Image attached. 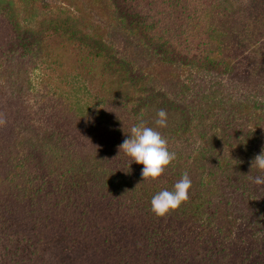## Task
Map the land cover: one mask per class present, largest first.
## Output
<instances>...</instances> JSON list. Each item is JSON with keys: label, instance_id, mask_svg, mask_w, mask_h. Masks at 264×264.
Listing matches in <instances>:
<instances>
[{"label": "rangeland", "instance_id": "374dc122", "mask_svg": "<svg viewBox=\"0 0 264 264\" xmlns=\"http://www.w3.org/2000/svg\"><path fill=\"white\" fill-rule=\"evenodd\" d=\"M10 1L13 12L7 3L0 4V264H152L148 255L157 250L174 264H242L244 259L248 264H264V186L253 183L260 173L251 168L264 151V0ZM118 6L150 17L155 25L151 35L166 42L165 48L171 45L183 59L202 60L208 55L216 60L218 71L192 75L194 93L216 83L228 98L246 104L235 117L226 103L216 117L229 143L222 149L229 160L221 167L208 159L210 148L196 140L197 133H189L192 137L168 142L176 159L157 180L146 181L143 166L131 163L120 151L125 139L116 132V123L107 125L92 112L67 115L58 101L49 98L55 110L38 115L42 103L34 117L36 124L31 121L27 73L34 67L41 69L36 74L46 72L39 86L42 92L52 87L54 91L60 81L75 87L68 77L74 75L94 94L86 99L90 110L108 109L99 100L110 97L96 62L86 59L85 50H78L79 41H67L69 37L53 25L76 24L86 37L111 45L122 64L141 70L143 78L147 75V87L162 88L169 75L177 72L149 61L146 45L133 41L126 27L116 23ZM13 23L22 27L24 39L31 36L25 30L47 27L48 44L40 50L27 47L15 34ZM181 71L188 73L187 68ZM110 107L107 119H118L129 129L127 108L119 103ZM156 113L145 117L153 127ZM166 129L158 130L164 134ZM174 162L188 173L191 186L207 196L214 211L219 205L222 216L228 214L227 219L220 216L227 242L206 244L184 235L159 245L147 227L148 214L129 196L113 199L115 191L108 189L112 181H120L126 189L141 180L143 185H163L173 173ZM230 211L246 223L247 230L229 225ZM178 217L171 212L159 217L157 225L170 230L179 226ZM18 242L27 243L31 251L19 253Z\"/></svg>", "mask_w": 264, "mask_h": 264}, {"label": "trees", "instance_id": "16d2710c", "mask_svg": "<svg viewBox=\"0 0 264 264\" xmlns=\"http://www.w3.org/2000/svg\"><path fill=\"white\" fill-rule=\"evenodd\" d=\"M2 1H0V4L7 3L10 11L13 12L14 3L10 0H7V2ZM114 17L116 23H121L126 27L129 38H133V41H137L138 39L141 40V42L146 45V49L150 50L149 61L152 59L155 63L154 65H165V67L170 68L171 71L177 70V72L173 71L169 75L164 81V87L157 89L152 87L151 84L147 87L145 84V82L148 81L147 75L143 78L139 75L141 70L138 72L137 69L133 67L128 68L122 64L119 57L120 55L110 47L111 45L109 46V44L93 37H86L82 32V29L79 27L76 28V24L75 26L68 25V28L67 25H53L55 31L59 33L61 32L63 35L70 38L66 37L65 39L67 41L72 40L74 44L79 41L80 44L75 45L78 50H85L88 53L86 59L96 62L98 67L97 74L104 82V85L107 88V93L110 97L109 101H105L104 98H100L99 100H102L103 105L106 102L105 106H107L106 108L108 109L107 111L104 109L95 111L93 108V111H91V107L86 99L94 94H90V87L85 83H80L74 75H68V77H71L74 80L73 83L75 87H69V85H65L64 82L60 81V86L56 85L54 91L52 87V89H47V92H42L41 89H39V86H41L45 77H47L46 72H43L42 76L36 74V71L41 69L34 67L27 73V89L29 95L26 99L31 121L36 124L34 117L39 113V105L42 103L44 104V108L40 110V114L38 115L44 113L48 114L49 110H55V104L51 107V103L49 104V101L47 100L49 98L51 102L58 101L60 103V109H62L67 115L81 116L92 112L93 114H96L95 119L101 120L107 125L110 123H116V132L122 140L127 138L131 127L129 129H124L118 119L108 120L107 118L112 114V112H109L111 109L110 106L115 105L116 103L124 105L127 108V117L131 120L132 125L143 120L151 127H153L151 122L146 120L145 117L151 111L157 112L158 110L163 109L166 111L168 120L170 121L166 131L162 134L164 135V138L168 142H171L178 138L182 139L183 137L190 136L189 133H197L198 139H195L199 141L200 144L208 145L210 148L207 151L208 159L212 158L211 161L216 162L217 165L221 167L222 164L229 160V158L222 154V149L228 146L229 143L223 125L217 123L216 117L223 113L222 110L226 103L229 105L230 109L234 111L233 115L235 117H237L240 110H245L244 106L246 104L234 100L232 97L228 98L227 95L223 94L222 89H217L215 87L216 83H213L211 89L209 86L197 93H194L191 88V77L193 74L197 71L205 70L218 71L219 64L216 63V60L213 59L212 56L208 55H204L202 60L196 59L198 57L185 60L179 53L174 52L171 45H168V47L165 48L164 46H167L166 42L162 39L161 41L158 38L155 39V37L151 35L152 30L155 27L152 19L148 16L141 15L140 12H130L127 9L118 6ZM15 24V34L19 36L24 43L26 42L27 47H35L40 50L42 46L44 47L48 44V37L45 31L47 27L44 29L43 26H41L36 30L32 28L25 30L26 33H30L31 36H28V39H24L21 35L22 27L18 23ZM158 43V47H152V45ZM136 45L142 46L141 43H136ZM50 52L49 49L48 54ZM183 68L188 69L187 74L181 71ZM226 70L227 69L224 67V72H226ZM141 73L143 72L141 71ZM76 77L79 78L80 75L76 74ZM215 91L221 93V96ZM225 98L227 101L224 102ZM247 101L248 100H246L245 103H247ZM253 107H255V105H253ZM39 126L41 130L43 126L41 124H39ZM250 134L251 137L256 136L254 133L250 132ZM237 135L241 136V133L238 132ZM211 144L213 145L211 146ZM169 150L171 149L169 148ZM220 167L218 169H220ZM172 169H174L173 173L165 180L163 185L159 183L143 185L141 180V184L131 183L133 185L130 184V188L126 189L127 185L115 180L108 184V189L110 188L115 191L112 194L113 199L114 197L126 198L129 196L131 197V203L139 205L146 214H148L147 227L152 229V234L154 238L159 241V245H168L170 244V238L178 237V240L184 235L186 237L192 235L194 240L197 239L204 241L203 243L206 244H214L219 241L227 242L228 237H226L224 231L222 232L220 216L227 219L228 214L222 216V210H220L221 208L219 205H217V207L220 209L216 207V211H214L211 205L212 203L207 199V196L192 186L189 190L187 201L179 208L172 211L179 214V226H173L169 230L163 229L161 226L157 225L158 217L151 212L150 202L152 197L159 191L163 189L171 190L173 185L181 178V175L183 174V172H181L182 167L174 162ZM226 176L230 177L227 173ZM250 202L252 203V201ZM229 214L232 217V222L229 224L230 226L238 230H247V225L242 219H239L236 216L234 217L231 211ZM237 225H239V227H237ZM249 238L255 239L252 236ZM173 244L174 243H172V245ZM155 246L157 248L159 247L157 245ZM17 250L23 255H26L31 251L29 245L25 242H18ZM148 256L150 260H152V264L175 263L173 259L170 257L168 258L166 255H162L158 250L154 253H150ZM242 264H248L247 260L244 259Z\"/></svg>", "mask_w": 264, "mask_h": 264}, {"label": "clouds", "instance_id": "9594fccd", "mask_svg": "<svg viewBox=\"0 0 264 264\" xmlns=\"http://www.w3.org/2000/svg\"><path fill=\"white\" fill-rule=\"evenodd\" d=\"M2 123L0 120V124ZM167 126V113L160 109L156 113L155 127L148 126L140 120L131 126L127 138L120 145V151L130 158L131 163L143 166L141 170L143 180H157L176 159V153L169 150L168 141L158 130ZM251 168L260 173L253 179V183L264 186V151L254 158ZM191 183L188 173H183L171 190L163 189L152 197L151 212L159 218L179 208L188 199Z\"/></svg>", "mask_w": 264, "mask_h": 264}]
</instances>
